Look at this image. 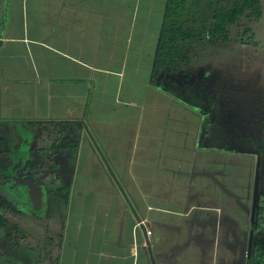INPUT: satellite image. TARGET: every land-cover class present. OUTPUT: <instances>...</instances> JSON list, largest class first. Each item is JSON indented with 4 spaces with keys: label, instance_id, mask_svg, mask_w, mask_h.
<instances>
[{
    "label": "crops",
    "instance_id": "crops-1",
    "mask_svg": "<svg viewBox=\"0 0 264 264\" xmlns=\"http://www.w3.org/2000/svg\"><path fill=\"white\" fill-rule=\"evenodd\" d=\"M165 2L0 0V125L39 128L25 163L46 168L26 183L51 174L66 192L40 239L46 264H246L251 208L223 171L232 152L199 146L198 82L150 79ZM49 122L69 133L60 150L41 143Z\"/></svg>",
    "mask_w": 264,
    "mask_h": 264
},
{
    "label": "rangeland",
    "instance_id": "rangeland-1",
    "mask_svg": "<svg viewBox=\"0 0 264 264\" xmlns=\"http://www.w3.org/2000/svg\"><path fill=\"white\" fill-rule=\"evenodd\" d=\"M260 1L262 17L256 20L242 17L238 23L228 25L227 41L222 37L217 40L202 38L201 44L185 48V71L180 70L175 77L179 82L187 73L190 82L194 85L198 82L190 94L193 92L192 98L199 94L207 114L200 134V148L206 145L212 150H221L224 159L232 152L231 156L238 161L224 164L223 171L237 173L233 184H238L239 200L251 208L249 217L253 224L249 235L252 233L255 243L250 256L264 260V0ZM202 87L205 90L200 93L197 89ZM47 128L49 132L52 129ZM33 132L38 134L39 128L29 130L16 125H0V136L5 140V146L0 148V216L17 223L21 230L29 229L37 238L19 241L21 248L13 252L0 244V264H46L40 242L46 221L61 225L65 218L66 192L61 189L60 179L57 181L53 175L42 173L40 179L44 177L43 180L37 181L41 186L33 188L26 183V180L35 179V171L46 168L44 159L33 172L32 169L24 170L29 159L24 156L26 140ZM52 134L49 138L45 136L46 140L41 143H53L55 133ZM32 145L41 149L39 142ZM5 171L12 174L11 178ZM40 189L42 198L53 193L51 198L58 206L54 207L50 201V207L47 204L41 207ZM47 207L51 210L46 211ZM0 236H3L1 230ZM238 262L241 264L242 260Z\"/></svg>",
    "mask_w": 264,
    "mask_h": 264
},
{
    "label": "trees",
    "instance_id": "trees-1",
    "mask_svg": "<svg viewBox=\"0 0 264 264\" xmlns=\"http://www.w3.org/2000/svg\"><path fill=\"white\" fill-rule=\"evenodd\" d=\"M242 17L260 19L262 17L261 1L166 0L152 58L150 79L153 81L160 73L168 75L183 71L187 61L184 55L185 48L201 44L202 38L217 40L222 37L223 41H227V26L238 23ZM32 124L43 125L44 122ZM47 125H52V129L50 132L49 129L45 131L46 137H52V133H55L50 150H60L63 146L62 142L69 139L66 127L56 122H49ZM262 131L264 133V117ZM4 146V137L0 136V148ZM18 150L15 148L16 152ZM37 164L27 163V168L32 169L33 172ZM38 172L37 170L34 173ZM5 173L8 172L5 171ZM11 175L8 173V178H11ZM0 230L3 232V236H0V244L10 252L21 248L22 242L19 243V241L31 238L18 227L17 223L9 222L2 216H0Z\"/></svg>",
    "mask_w": 264,
    "mask_h": 264
},
{
    "label": "flooded vegetation",
    "instance_id": "flooded-vegetation-1",
    "mask_svg": "<svg viewBox=\"0 0 264 264\" xmlns=\"http://www.w3.org/2000/svg\"><path fill=\"white\" fill-rule=\"evenodd\" d=\"M252 224L253 223H251V227H252ZM250 227V228H251ZM256 237H257V235H256ZM254 238L255 237H252V240L246 245L247 246V248L249 249V251H248V255H246L245 256V262H247V264H262V262L264 261L261 257H257V258H255L254 259V257L252 256H250L251 254H252V252H253V249H252V247L254 248V244L253 243H255L253 240H254ZM252 249V250H251ZM259 256H261V255H259Z\"/></svg>",
    "mask_w": 264,
    "mask_h": 264
},
{
    "label": "built area",
    "instance_id": "built-area-1",
    "mask_svg": "<svg viewBox=\"0 0 264 264\" xmlns=\"http://www.w3.org/2000/svg\"><path fill=\"white\" fill-rule=\"evenodd\" d=\"M140 225L145 226V224H144L143 221L140 223ZM151 233H152V232H151L150 229L145 228V235L147 236V238L151 236Z\"/></svg>",
    "mask_w": 264,
    "mask_h": 264
}]
</instances>
